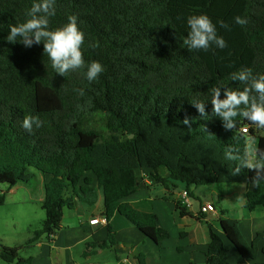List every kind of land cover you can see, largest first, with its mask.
Segmentation results:
<instances>
[{"label": "trees", "instance_id": "1", "mask_svg": "<svg viewBox=\"0 0 264 264\" xmlns=\"http://www.w3.org/2000/svg\"><path fill=\"white\" fill-rule=\"evenodd\" d=\"M34 2L0 0V184L12 188L29 185L37 173L50 176L41 204L46 218L26 244L9 247L0 241V260L32 264L19 252L55 235L76 200L94 207L100 194L110 237L100 249L116 245L111 225L116 214L156 245L168 240L170 233L155 214L125 201L139 189V171L147 170L167 191L184 185L191 198L194 187L252 186L254 173L243 169L233 175L236 162L226 161L224 153L229 147L243 152L248 137L264 149V129L238 117L237 127L226 130L212 115L210 89L242 90L245 85L231 79L241 68L264 74V0H245L241 16L246 25L224 31L217 25L227 47L213 45L208 51H189L183 44L190 30L187 17L199 15L200 9L173 0H55L49 27L63 26L69 15L78 17L86 64L95 60L105 68L94 82L86 79V67L66 77L56 74L43 43L26 48L7 42L9 25L25 22ZM76 89H84V95ZM196 101L205 102L209 116L200 117ZM26 115L38 116L43 126L28 132L22 127ZM95 117L103 128L94 125ZM186 117L191 127L183 123ZM5 202L0 195V206ZM257 207L264 208V184L246 197L249 212ZM176 209L180 217L190 216L182 201ZM220 224L224 237L210 232L206 264H230L231 251L255 261L264 231L249 244L237 220L224 218Z\"/></svg>", "mask_w": 264, "mask_h": 264}, {"label": "crops", "instance_id": "2", "mask_svg": "<svg viewBox=\"0 0 264 264\" xmlns=\"http://www.w3.org/2000/svg\"><path fill=\"white\" fill-rule=\"evenodd\" d=\"M88 177L95 186L94 177L91 174ZM50 179V176L37 173L36 182H30L29 185L18 184L12 188L8 186V192L1 190L4 195L9 194L7 199H14L19 195V200L24 203L31 201L41 205L45 198V186ZM138 183L140 185L138 191L125 201L139 211L155 214L159 226L170 233L168 240L156 245L125 218L116 214L111 220L116 245L100 249L98 245L110 239L107 222L100 225L89 224L91 219L105 218L103 197L100 194L99 201L94 207L76 200L75 209L65 211L59 231L33 246L32 249L38 252L28 257L33 259L32 264H206L205 252L210 241V232L224 237L221 219L237 220L241 234L243 238L247 237L244 239L249 244L258 233L264 231V208L257 207L253 212H245L247 194L253 190V187L247 184H224L227 187L219 184V187H213L211 199L200 201L198 208L191 203V207L188 208L190 216L182 218L176 209V203L181 202L180 194L185 190L184 185L179 184L176 191H167L155 185L147 170L138 172ZM196 190L195 187L190 189L193 197H196ZM214 198L222 203L221 210ZM207 201L214 203L215 213L201 212V206ZM238 215L242 218L237 219ZM242 224L246 225L245 230H241ZM90 244L94 246L89 247ZM263 247L264 241L258 245L259 252ZM85 253H88V256H85ZM230 253L237 254L239 257L236 258L239 260H245L244 264H248L247 261L251 262L235 251Z\"/></svg>", "mask_w": 264, "mask_h": 264}, {"label": "clouds", "instance_id": "3", "mask_svg": "<svg viewBox=\"0 0 264 264\" xmlns=\"http://www.w3.org/2000/svg\"><path fill=\"white\" fill-rule=\"evenodd\" d=\"M55 14V0H37L27 11L29 18L25 22L9 25L5 39L11 44L19 42L26 48L43 43L44 55L51 61V67L56 74L66 77L69 72L86 67V79L89 82L97 81L105 68L101 62L95 60L86 64L82 52L85 33L78 26V17L69 15L67 23L51 30L50 18ZM233 20L240 26L248 23L246 18L239 15ZM186 22L190 30L183 44L189 51H208L213 45L219 49L227 47L225 39L218 35L216 24L206 14L190 15ZM217 23L221 28L230 30L229 24L223 20ZM231 79L245 86L242 90L213 86L210 89L212 115L223 121L226 130L237 127L238 117L258 129H264V74L253 75V70L245 67L231 73ZM75 91L81 96L84 95V89ZM193 105L200 117L209 116L205 110V102L196 101ZM183 123L191 127L189 118L186 117ZM42 126L43 121L38 116L26 115L22 121V127L30 133L34 127L38 129ZM224 159L236 162L235 167L231 169L233 175L239 174L243 169L252 171V187L257 188L264 184V149L258 146L254 138H245L243 152L238 148L229 147L224 153Z\"/></svg>", "mask_w": 264, "mask_h": 264}, {"label": "rangeland", "instance_id": "4", "mask_svg": "<svg viewBox=\"0 0 264 264\" xmlns=\"http://www.w3.org/2000/svg\"><path fill=\"white\" fill-rule=\"evenodd\" d=\"M173 2L187 8L200 9V14H206L209 16L216 26L219 25L217 23L218 21L223 20L229 24V26L235 27H239L240 25L235 24L233 18L237 15L241 16L245 4V0H173ZM221 30L224 31L225 28H221ZM94 125H97L98 128H103V124L99 117H95ZM33 182H36V180L33 179L32 183ZM215 186L219 187V184L197 187V190L195 191L196 197L191 199L192 205L198 208L200 201L206 198L211 199V190ZM223 187L227 186L223 184ZM0 188L4 192H8L7 184H0ZM7 194L5 195V204L0 206V241L6 246L15 247L26 244L32 234L35 231L41 229L46 215L40 203L31 201L24 203L23 201L19 200V195L14 197V199H7V197H9V194ZM2 195H4V193H1V196ZM213 200L216 202L219 210H221L223 208L222 203L218 202L216 198ZM245 212H248V210L245 209ZM239 216L240 215H238L236 218H242ZM240 228L241 230H245L246 225L242 224ZM242 233L244 234V231H242ZM244 238L247 239L246 236H244ZM44 239L46 240L47 237ZM225 243L227 248H230L229 242L225 240ZM32 248L33 246L26 247L19 252V255L22 258H28L30 255H35L38 250H33ZM229 256L231 264H238V262H240V264L245 263L243 262L245 260H239V258H236L239 257L237 254L230 253ZM247 263L264 264V256L261 254V252H259L255 261H247ZM0 264L6 263L0 260Z\"/></svg>", "mask_w": 264, "mask_h": 264}, {"label": "built area", "instance_id": "5", "mask_svg": "<svg viewBox=\"0 0 264 264\" xmlns=\"http://www.w3.org/2000/svg\"><path fill=\"white\" fill-rule=\"evenodd\" d=\"M243 132L245 134H248V128H244ZM2 193V190L0 188V195ZM181 196V201L183 203V205H185L187 208L191 207V197L188 194L187 190H183L180 194ZM201 212L204 214H211V213H215L216 212V207L214 205V203L212 202H205L202 206H201ZM106 222V219H98V218H94L91 219L89 224L90 225H100V224H104Z\"/></svg>", "mask_w": 264, "mask_h": 264}, {"label": "water", "instance_id": "6", "mask_svg": "<svg viewBox=\"0 0 264 264\" xmlns=\"http://www.w3.org/2000/svg\"><path fill=\"white\" fill-rule=\"evenodd\" d=\"M131 137H133V136H131ZM201 168H202V169H204V166H203V165H201Z\"/></svg>", "mask_w": 264, "mask_h": 264}]
</instances>
